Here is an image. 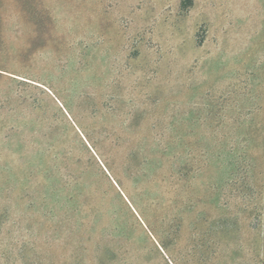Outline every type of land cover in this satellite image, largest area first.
<instances>
[{
    "label": "rangeland",
    "instance_id": "obj_1",
    "mask_svg": "<svg viewBox=\"0 0 264 264\" xmlns=\"http://www.w3.org/2000/svg\"><path fill=\"white\" fill-rule=\"evenodd\" d=\"M0 264H264V0H0Z\"/></svg>",
    "mask_w": 264,
    "mask_h": 264
}]
</instances>
